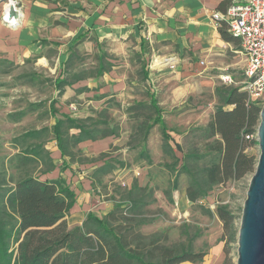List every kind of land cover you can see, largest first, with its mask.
<instances>
[{
  "label": "trees",
  "instance_id": "1",
  "mask_svg": "<svg viewBox=\"0 0 264 264\" xmlns=\"http://www.w3.org/2000/svg\"><path fill=\"white\" fill-rule=\"evenodd\" d=\"M218 31L227 42L239 45L224 25L218 24ZM99 58L100 74L105 70ZM83 77L74 74L72 80L63 77L53 84L62 92L65 86ZM222 102L204 126H195L186 133L183 143H175V149L182 153L175 155L169 144L171 138L161 118V110L152 99L147 105L155 113L139 124L141 152L148 162L146 139L150 129L159 124L163 137L162 148L172 158L167 166L175 173L173 187H177L178 176H186L185 195L195 203L216 185L237 181L253 174L257 160L246 149L255 140L246 139L255 135L260 121V104L248 100L240 87H227L219 92ZM30 105V107H34ZM229 106L230 108H225ZM144 104L137 103L130 111H139ZM23 112H21L22 114ZM58 118L54 125L39 129H28L9 141L15 150L12 154L0 156V264H181L202 261L205 252L192 249L189 244H166V237L148 236L140 231L146 224L144 208L150 204L153 195L150 190L134 183L124 193L127 203H115L113 210L99 218L88 213L81 225L69 227L65 216L74 202V193L61 179L41 180L40 175L53 169L54 165L45 149L50 136L56 140L62 156H73L72 147L81 134L69 135L68 129L79 128L84 132V122L67 115ZM63 124L67 130H63ZM64 128V129H65ZM88 133V132H85ZM105 135L113 130H103ZM83 134V133H82ZM94 134V133H93ZM91 137V133H88ZM115 166L111 161L94 169L92 178L98 180ZM222 204L216 214L222 222L226 257L221 264H232L227 256L230 244L237 241L238 228L235 215ZM206 214H211L207 208Z\"/></svg>",
  "mask_w": 264,
  "mask_h": 264
},
{
  "label": "rangeland",
  "instance_id": "2",
  "mask_svg": "<svg viewBox=\"0 0 264 264\" xmlns=\"http://www.w3.org/2000/svg\"><path fill=\"white\" fill-rule=\"evenodd\" d=\"M92 41L96 39L92 36H85L76 42L74 53H69L70 56L65 63L66 68L70 67L69 73L84 71L87 74L97 66V52L89 45L86 51L83 46V42L90 44ZM58 48L59 43L52 42L50 50L44 51L48 62L44 66L34 54L23 58L21 63H11L0 58V156L12 153L13 150L9 146L12 136L25 129L52 125L54 117L49 107L53 104L54 112L65 111L84 122L88 127L99 124L105 130H114L115 133L111 137L115 142L105 152L91 158L93 160L99 158L102 159L101 161L106 159L115 166L109 175L94 185L91 204L102 200L109 201L111 205L121 202L123 211H125L127 203L123 197L124 193L134 183H137L150 190L153 195L150 204L144 208L146 224L140 227L143 234L166 237L165 243L168 245L191 243L194 251L205 252L202 261L196 263L186 261L181 264H221L226 253L223 250L224 242L220 240L223 229L222 222L216 214V208L222 204L228 205L227 208L235 215V227L238 228L251 174L237 181L226 182L222 186L216 185L206 196L192 203L186 201L183 195L181 196L187 181L184 174L181 173L178 176L177 187H173L175 173H170L167 168L172 163V158L162 148L163 139L157 124L150 129L146 139L150 162L140 154L141 143L137 140L141 137L139 124L147 120V116H151V119L155 116L154 111H149L147 107L150 103L149 93L152 91L146 82L147 75L152 73L150 75L152 78L156 71H160L163 72V78H168L172 69L180 72V68H174L175 57H163L158 54L151 57L146 54L138 55L133 64L134 67L128 68L127 74L132 81L128 85V93L133 94L136 99L102 98L94 100L95 96L78 93L77 88L74 89L72 86L66 87L64 93L58 95L53 84L59 72V69H54L53 65ZM42 53L41 51L40 54ZM69 59H72L70 65L67 64ZM224 59L225 66L212 62L209 68H200L205 63L203 60L200 61V66L186 71L187 75L192 73L201 80L194 78V90L189 92L174 108L160 112V114L163 112L161 115L173 139L169 142L170 145H174V139L182 144L189 129L204 126L210 120L215 109L222 104L219 92L227 87H237L234 83H225L221 79V73H231L235 79H240V72L244 66L240 44L229 42L226 45ZM187 75L183 72L174 74L172 81L179 88L184 87ZM137 103L144 104L146 108L130 111L129 108ZM34 104L35 110L28 111L30 105ZM224 107L230 108L229 106ZM24 110L26 111L24 114L18 115ZM60 118L62 119L63 116L60 115ZM62 127L63 130H67L65 124ZM254 140L255 142L246 149V152L254 155L257 160L259 147L256 137ZM74 151L77 160L85 156L86 151L78 146L74 148ZM175 154L178 157L182 156V153L177 151ZM205 208L209 209L211 214H206ZM216 245H222L219 258L214 253L211 255V250ZM236 248L237 242L231 243L227 254L232 264L236 261Z\"/></svg>",
  "mask_w": 264,
  "mask_h": 264
},
{
  "label": "crops",
  "instance_id": "3",
  "mask_svg": "<svg viewBox=\"0 0 264 264\" xmlns=\"http://www.w3.org/2000/svg\"><path fill=\"white\" fill-rule=\"evenodd\" d=\"M18 3L20 16L17 27L6 25L0 18V58L11 63H21L23 58L34 54L44 66L48 63L44 51L50 50L52 42H58V53L53 59V65L54 69H59V72L54 80L63 77L72 80L74 74L83 75L81 79L65 86L61 93L55 87L59 96L64 93L66 87L72 86L74 89L77 88L78 93L95 96L94 100L136 99L133 94L128 93V85L132 81L127 75L128 68L135 64L136 57L145 54L148 57L156 56V54L163 57L174 56V68H180V72L172 69L170 77L163 78V72L156 71L152 78L150 76L152 73L146 78L152 90L149 93L150 101L155 99L161 111L170 110L194 90V78L197 80L199 78L192 73L187 75L186 71L200 66V61L203 60L205 63L200 68H209L212 62L225 66L226 45L229 42L221 37L212 14L217 11L223 13L229 0H18ZM2 8L3 5L0 3V14ZM85 36L96 39L90 44L83 42V46L86 51L89 45L97 52V66L87 74L84 71L69 73L70 67L66 68L65 63L70 54L74 53L76 42ZM41 51L42 54H40ZM100 57L105 70L98 74ZM71 62L72 59H69L67 64L70 65ZM244 67L245 57L242 71ZM183 69L185 71H181ZM242 71L238 80L231 73L222 72L221 75H229L233 83L237 85L242 80ZM182 72L187 75V78L184 87L179 88L172 80L174 74ZM54 109V104L49 107L54 117L52 125L41 127L51 128L60 115L78 119L65 111L56 113ZM32 110H35V107L28 108V111ZM25 112L24 110L22 114ZM161 118L164 122L162 115ZM157 125L160 127L159 124ZM83 129V134L79 128H70L67 131L69 135L81 134L80 140L72 147L73 156H62L56 140L50 136L45 149L54 167L40 175L41 180L61 179L64 185L74 193V202L65 216L70 227L81 225L88 213L101 218L115 207V204L111 205L105 200L91 204L94 185L114 170L101 175L98 180L93 179L91 175L94 169L109 160L101 161L102 159L99 158L95 160L91 158L105 152L115 142L111 137L114 134L105 135L104 129L99 124L94 127L84 124ZM26 130L28 129L20 133ZM85 132H90L92 136L89 137ZM98 132L100 134H97ZM167 132H170L168 128ZM172 140L171 137L168 142ZM174 140V145L171 146L174 151H177L175 143L179 142L177 139ZM76 146L86 151L82 159H75ZM14 152L15 150L12 151ZM182 195L186 201L190 202L185 195V190L181 192ZM221 252L222 245H216L211 250V255L214 253L219 258Z\"/></svg>",
  "mask_w": 264,
  "mask_h": 264
},
{
  "label": "built area",
  "instance_id": "4",
  "mask_svg": "<svg viewBox=\"0 0 264 264\" xmlns=\"http://www.w3.org/2000/svg\"><path fill=\"white\" fill-rule=\"evenodd\" d=\"M1 21L8 26L19 24L20 6L18 0H3ZM11 7L15 14H11ZM216 24L224 23L227 32L237 38L240 51L245 57L242 80L237 84L245 91L250 101L264 104V0H229L223 13L212 14ZM225 83H233L229 75H221ZM255 135L248 134L246 139Z\"/></svg>",
  "mask_w": 264,
  "mask_h": 264
},
{
  "label": "water",
  "instance_id": "5",
  "mask_svg": "<svg viewBox=\"0 0 264 264\" xmlns=\"http://www.w3.org/2000/svg\"><path fill=\"white\" fill-rule=\"evenodd\" d=\"M11 14L16 15L12 7ZM259 117L256 131L259 156L242 205L235 264H264V104Z\"/></svg>",
  "mask_w": 264,
  "mask_h": 264
},
{
  "label": "bare ground",
  "instance_id": "6",
  "mask_svg": "<svg viewBox=\"0 0 264 264\" xmlns=\"http://www.w3.org/2000/svg\"><path fill=\"white\" fill-rule=\"evenodd\" d=\"M157 61H158V60H157ZM157 61H156V62H157Z\"/></svg>",
  "mask_w": 264,
  "mask_h": 264
}]
</instances>
